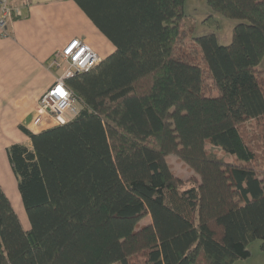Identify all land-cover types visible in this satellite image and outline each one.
Returning a JSON list of instances; mask_svg holds the SVG:
<instances>
[{"label":"trees","instance_id":"obj_1","mask_svg":"<svg viewBox=\"0 0 264 264\" xmlns=\"http://www.w3.org/2000/svg\"><path fill=\"white\" fill-rule=\"evenodd\" d=\"M75 1L116 51L67 81L73 120L21 126L32 148H8L30 228L0 184V264H233L264 249V0H206L240 21L226 46L194 37L186 0ZM171 156L196 185L181 189Z\"/></svg>","mask_w":264,"mask_h":264},{"label":"crops","instance_id":"obj_2","mask_svg":"<svg viewBox=\"0 0 264 264\" xmlns=\"http://www.w3.org/2000/svg\"><path fill=\"white\" fill-rule=\"evenodd\" d=\"M12 5L21 15L9 23L7 35L0 28V184H13L8 148H32L21 126L35 134L56 126L39 111L58 75L48 68L54 54L75 39L87 42L102 60L116 51L75 0H13Z\"/></svg>","mask_w":264,"mask_h":264},{"label":"rangeland","instance_id":"obj_3","mask_svg":"<svg viewBox=\"0 0 264 264\" xmlns=\"http://www.w3.org/2000/svg\"><path fill=\"white\" fill-rule=\"evenodd\" d=\"M184 13L187 24L193 28L194 37L215 34L220 45L225 46L232 42L234 27L240 23L238 20H230L219 13L214 12L209 7L206 0H186L184 4ZM258 70L260 76L264 79V60ZM206 85L211 94H214V87L212 86L210 79L206 80ZM80 108L82 107L78 106L79 111ZM255 126L256 121H249L245 125V131L252 134L256 130ZM255 149V151L258 152V155L262 156V149H259L258 147H255ZM208 152L210 156L215 159L224 162H234V159L231 156L227 155L217 147L209 145ZM259 161L262 162V159ZM169 162L174 175L182 180L183 184L181 189H188L199 182V176L185 163L180 161L178 157L171 156ZM9 175L13 184H1V186H3L5 192L8 193V197L22 222L23 228L28 230L30 228V223L20 199V194L17 188V179L11 169ZM142 223H144V221ZM248 249L250 251V257L237 260L233 264H264V249L262 248V242L260 240L252 241L248 245Z\"/></svg>","mask_w":264,"mask_h":264},{"label":"built area","instance_id":"obj_4","mask_svg":"<svg viewBox=\"0 0 264 264\" xmlns=\"http://www.w3.org/2000/svg\"><path fill=\"white\" fill-rule=\"evenodd\" d=\"M13 0H0V28L7 35L9 23L21 15L20 8L12 5ZM102 59L87 42L75 39L69 42L49 60L48 68L56 72L55 83L43 94L39 101L42 115L52 118L56 126L64 125L78 114V99L67 87V81L93 70Z\"/></svg>","mask_w":264,"mask_h":264}]
</instances>
